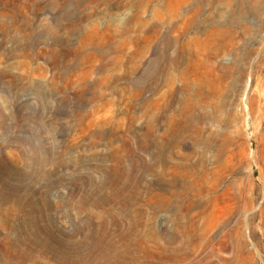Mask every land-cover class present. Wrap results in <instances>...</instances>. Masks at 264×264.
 Here are the masks:
<instances>
[{
    "label": "rangeland",
    "instance_id": "obj_1",
    "mask_svg": "<svg viewBox=\"0 0 264 264\" xmlns=\"http://www.w3.org/2000/svg\"><path fill=\"white\" fill-rule=\"evenodd\" d=\"M83 1L0 0V264H264V0ZM212 27L211 136L153 164L149 102L181 122Z\"/></svg>",
    "mask_w": 264,
    "mask_h": 264
},
{
    "label": "bare ground",
    "instance_id": "obj_2",
    "mask_svg": "<svg viewBox=\"0 0 264 264\" xmlns=\"http://www.w3.org/2000/svg\"><path fill=\"white\" fill-rule=\"evenodd\" d=\"M77 1H79V0H77ZM82 1L83 0H80V2H82ZM168 1H169L168 4H170L172 6L173 13H177L179 11V8H180L181 4L185 0H168ZM51 5H53V4H51ZM163 5H164V3H163ZM167 6H169V5H167ZM167 9H169V8H167ZM159 12H157V13H159ZM62 20H63V18H62ZM65 20H67V19H65ZM144 25L145 24L141 22V28L142 29H143ZM94 32H96V31H94ZM84 37H86V36H84ZM87 38H90V36L89 37L87 36ZM90 39H86V40L83 39L82 42H81V46L83 47L85 45L87 46V44H90L91 41H92ZM148 42H149V44L146 47L144 46L146 51L149 48V46H151V44H153L150 39H149ZM176 43H177V41H176ZM197 43H198V48H196L197 49V57H198L197 62H196L197 66H196L195 69L192 68V70L189 71L190 74L195 76L196 87H194L195 88L194 91L192 90L191 84H189L187 86L188 89L186 88L187 90L191 89L192 93L193 92L194 93L192 95L189 92L191 95H188V97H187L186 106H183V108L181 107L179 109V115H180L179 118L181 119V120L180 119L179 120L181 122L180 123L178 122L177 125H175L176 122L174 121V117L172 118V117H170L168 115L169 119H168V127L166 128L167 130H165V128H164V132L160 133L159 132V128H158V124H157V120H158L159 114L163 112V109H165L163 107V105H166V103L162 104V102L164 101V98H165V95H163L164 92L161 95H159V97L157 96L158 97L157 99H156V97L152 98L151 102H149L150 103V105H149L150 106V113H149L150 114L149 115L150 116V122H149V126H148V134H149V137H150L149 140L151 141V144H152L151 148H152L153 164L157 160L156 158L160 157L163 154V151H164V148H165L164 145L168 144V145H170V146H172L174 148L178 147V145L181 143V138L183 137V134L185 132H188V131H192L193 132L194 131L196 134H198L199 140H200V143H201L200 147H204V145L206 143V140H208V138L211 136L209 134V136H205V140H202L203 132L205 130L204 126H206L208 120L212 118L211 117L212 116L211 115L212 112L210 113L207 108H209V107L213 108L215 106L216 107L221 106V103H222L221 102V97L224 95L225 91H227V87H228L227 80H228L229 72L232 70V67H229V65H225V64L216 65V64H213V62L211 60L214 59L217 55H219L221 53H224V52H226L228 50V47H229V28H225V27L213 28L209 32L207 31V34H205L203 38H197ZM140 50H142V49H140ZM143 51L144 50H142V52ZM162 51H164V50H162ZM133 56H136V55H133ZM142 56H145V55H143L141 53H138L137 54V58H138L137 60H139ZM195 56H196V54H195ZM119 57H120V55H119ZM135 59H136V57H135ZM161 59H162V56L158 55V56H155L153 58V61L156 62V61H160ZM170 60H173V59L171 58ZM195 60H196V58H195ZM175 61L176 60H174V62ZM184 75L185 74H183V76H181L180 79H182L184 77ZM153 78H155V73L153 75ZM153 81L154 80H152V82ZM184 83L187 84V82H184ZM157 87L158 86L156 84H154L150 88L152 90L150 92L152 94H154V96L156 95V91H159L158 90L159 88L157 89ZM180 88H182V87H180ZM182 91H185V90H182ZM168 92L170 93V91H168ZM152 94H150V95H152ZM174 97H177V96H174ZM193 98H194V100H193ZM184 100H186V99H184ZM241 100H242V103H243L244 102L243 101V96L241 97ZM251 101L253 103V100H251ZM178 104H179V102H178ZM183 105H184V103H183ZM177 106H179V105H177ZM215 109H217V108H215ZM218 110H220V109H218ZM176 111H177V109H176ZM214 113H215V111H214ZM171 116H173V115H171ZM175 118H177V117H175ZM214 119H215V117H214ZM173 131L176 132L175 135H173L174 134ZM166 138H169V139L166 140ZM183 139H185V138H183ZM165 140L167 142H169V143H166ZM151 148H150V150H151ZM150 156H151V154H150ZM183 157H186L185 154L183 155ZM186 165H187V163H186ZM189 203H191V202H189ZM191 217H193V216H191ZM190 235H191V233H190ZM193 238L194 237H191V236L190 237H186L188 242H192ZM195 238H196V235H195Z\"/></svg>",
    "mask_w": 264,
    "mask_h": 264
}]
</instances>
